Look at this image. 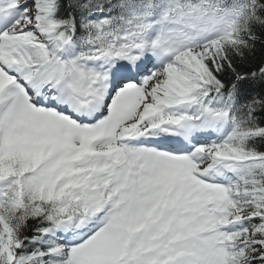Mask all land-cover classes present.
Returning <instances> with one entry per match:
<instances>
[{
    "label": "snow or ice",
    "instance_id": "obj_1",
    "mask_svg": "<svg viewBox=\"0 0 264 264\" xmlns=\"http://www.w3.org/2000/svg\"><path fill=\"white\" fill-rule=\"evenodd\" d=\"M0 264H264V0H0Z\"/></svg>",
    "mask_w": 264,
    "mask_h": 264
}]
</instances>
